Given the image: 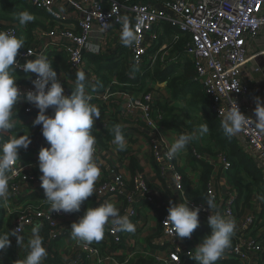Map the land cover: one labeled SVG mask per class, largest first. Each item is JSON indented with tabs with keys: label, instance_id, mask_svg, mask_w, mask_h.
<instances>
[{
	"label": "built area",
	"instance_id": "built-area-1",
	"mask_svg": "<svg viewBox=\"0 0 264 264\" xmlns=\"http://www.w3.org/2000/svg\"><path fill=\"white\" fill-rule=\"evenodd\" d=\"M19 1L44 15L39 24L30 22L21 26L18 22H0V31L20 38V31L23 30L31 36V47L18 50L16 60L19 64L23 65L27 60L35 59L37 55H45L52 61L56 72L57 57L61 56L67 75L56 73L57 79L63 84L65 96H70L71 90L64 84L76 85L71 81V77L76 80V74L83 71L86 76V91L91 100L96 99L100 107L104 108L100 111L101 118L95 121L93 130L101 133L113 132V128L119 125L123 133L131 128L142 133L160 184L165 183L167 188H173L180 202L187 200L190 208H199L198 227L210 228L207 220L211 212L206 202H196L187 197L184 191L185 179L177 158L175 156L169 159L167 156L170 145L161 133L165 112L159 105L155 90L148 88L139 98L122 94L125 97L120 99L117 98L118 92L112 91L117 84L110 82L104 91L96 92L97 73L86 64L85 58L87 55L99 57L105 52L113 51L115 61L123 60V53L114 50L116 40L113 34L119 36V42L121 21L126 16L138 37V42L128 47V59L123 61L125 74L129 79H133L136 73L140 74L145 66L153 63L148 56L149 47L145 42V34L152 31V39H156L161 32V24L167 22L175 29V39L185 40L180 58L190 62L194 70L193 82L200 84L209 101L211 113L221 125L223 108L230 107L226 102L229 97L235 100L240 111L248 116L243 99L250 95V92L240 77L251 63L253 72H260L258 59L264 56V0H152L171 16L155 10L141 0ZM105 23L110 24V27L106 29ZM14 71L21 93L14 109L19 108L23 117L33 121L39 110L23 97L28 91L35 90L31 80L36 78V74L26 75L19 67L14 68ZM52 113L51 108L46 110L47 115ZM250 118L255 120V117ZM235 137L242 142L245 150L264 166V132L260 131L258 125L254 121L250 122V126ZM35 140H38V143H30L27 149L35 151L37 155L31 157L30 161L24 160L23 156L19 157L20 161L10 173V196L7 201H0V233L8 230L25 236L39 224L46 228V245L51 246L63 234L71 232L70 224L67 227L61 224V219H67L71 213L50 212V205L44 200L39 179L42 173L38 169V152L47 142L39 125ZM95 148V158L99 165L103 163L105 175L96 181L92 196L98 201L115 198L120 203V214L126 215L130 221L137 218L138 210L142 206L160 210V239L157 247L162 248V252L161 255H154L153 264H196V249L190 247L183 238L172 234L171 225L164 222L171 202L167 199L168 196L159 194L152 188L142 171L124 176L121 162L108 164V160L113 156L109 154L112 148L103 153L98 150L97 145ZM113 148L115 155L116 148ZM190 152L199 162L213 167L205 189L207 198L214 199L217 205L216 209L212 210L213 214L219 212L235 219L236 190L228 186L222 193L214 183L215 167L219 165L221 171L226 173L230 169L229 162L223 155H219L217 163L214 164L209 157L198 153L195 148L191 147ZM255 227V216H244L232 239L231 247L216 262L261 264L264 258V242L253 236ZM123 237V231L116 230L109 222L104 238L98 243L104 244L106 250L103 251L109 256V250L114 253L113 250L121 248ZM92 243L79 241V251L71 252L68 259L60 264L88 263L92 256L98 253L96 245ZM7 253V248L0 251V264H4Z\"/></svg>",
	"mask_w": 264,
	"mask_h": 264
},
{
	"label": "clouds",
	"instance_id": "clouds-1",
	"mask_svg": "<svg viewBox=\"0 0 264 264\" xmlns=\"http://www.w3.org/2000/svg\"><path fill=\"white\" fill-rule=\"evenodd\" d=\"M19 25L25 26L35 19L27 11L16 15ZM120 40L126 47L138 42V37L130 26L127 17L122 18ZM107 29L110 24L105 23ZM25 47V40L5 31H0V201H7L9 192L10 173L13 172L19 159L21 148L27 149L31 143L30 136L10 135L14 127V105L21 98L16 83L17 76L14 68H22L26 75L34 73L36 78L31 80L34 91L24 94V100L34 105L39 111L33 120V126H41L42 136L49 147H41L38 152V169L42 175L39 179L44 192L45 201L51 211L65 213L78 212L82 202L94 193L95 183L101 175L100 165L95 158L97 143L93 135V125L101 118L99 109L90 103L91 96L86 91V76L83 71L76 74V87L70 96L64 95L63 84L57 79L52 61L45 55H37L35 59L27 60L23 65L16 60L18 50ZM98 51V49H93ZM31 55V53H28ZM15 73V74H14ZM230 107H224L221 127L224 134L232 137L241 133L254 121L261 132H264V103L256 98L254 109L255 120L242 113L230 97L226 100ZM51 108L52 115L46 110ZM209 132L207 123L201 124L199 136ZM113 143L118 150L126 147L125 137L121 126L113 128ZM7 137V139H5ZM197 138L194 134H181L170 145L167 152L169 159L186 149V146ZM211 214L208 225L211 233L206 235L195 247L194 260L196 264H216L225 251L231 247L235 234L236 221L232 217L219 212L213 214L217 205L214 199L206 201ZM199 208H190L187 200L170 202L168 215L164 221L171 225L172 234L179 238H189L199 226ZM111 223L116 230L134 233L135 225L126 215H121L112 202H105L93 208L88 207L84 215L71 225V235L74 239L91 244L104 238L105 226ZM39 224L31 230L28 240V254L20 264H42L48 252L43 246ZM9 236L16 237V243L23 246L24 240L16 231L0 233V251L10 245ZM179 259V258H178Z\"/></svg>",
	"mask_w": 264,
	"mask_h": 264
},
{
	"label": "crops",
	"instance_id": "crops-1",
	"mask_svg": "<svg viewBox=\"0 0 264 264\" xmlns=\"http://www.w3.org/2000/svg\"><path fill=\"white\" fill-rule=\"evenodd\" d=\"M141 2L153 7L159 12L171 16V14L165 12L160 5L156 4L152 0H141ZM34 16L35 19L32 21V24H39L44 19L43 13L39 11H37ZM0 22L5 23L9 21L0 19ZM163 23L168 24L167 22ZM163 33L164 32L161 28V32L157 35L156 39H152V31L145 34V42L149 47L148 56L153 60V63L145 66L142 69V72L138 74L139 76H143L146 71H149V73L152 74L153 69L156 66H158L161 70L173 69L177 74L183 73L185 68L189 67L190 62L180 58L181 51L179 48L181 47L180 43H182L180 41L181 39L176 40L174 32H169V35H163ZM19 36L25 40V47L23 48L31 47L32 40L27 31L21 30ZM113 36L116 40L114 50L119 51L124 55L122 61L114 60L113 51L111 53L105 52L99 57L87 55L85 58L86 64L89 67H92L97 73L98 89L96 92L104 91L105 87L110 82L117 84L113 87L114 89H112V91L116 90L118 92L117 98L120 99L125 97L122 94H127L131 98H139L141 93L146 91L148 88L155 90L159 104L165 108L164 112L166 114L161 133L166 138L167 142H169V145H171L179 136L178 131L175 129L176 125H179L183 134H194L197 137L194 138L188 146H186L185 150L178 153L176 158L180 166V171L185 179L184 191L187 197L194 201L206 202L208 199L205 194L206 184L201 180L203 175V165L192 156L190 152L191 147L195 148L198 153L209 157L212 162L216 164L219 155H223L225 158L228 156V148L231 147L232 138L226 136L222 128L218 125V122L210 116L208 104L204 98H199V92L203 91L199 83L193 82V80L183 82L181 88L184 91L194 90V92L187 93L184 98H175L171 90L166 86V82H154L152 79L147 77L137 86H129L124 81H121L119 79L120 70L124 65H122L123 61L128 59L129 50L128 47L122 44L121 40L117 42L119 38L117 34L114 33ZM160 37L162 38L160 39ZM258 65L260 68L259 73L253 72V63H251L249 67L243 70L240 77L241 82L247 86L250 92V95L243 99V102L247 107V114L250 117H255L254 109L256 107V98L259 97L261 102L264 103V56L258 59ZM108 68H110V72L107 71ZM56 72L67 75L64 60L61 56L57 57ZM123 79L124 78H122V80ZM71 81L75 83L76 80L71 77ZM64 85H67L71 91H74L76 87V85H69L67 83ZM91 104L95 105L99 111L104 110V108L100 107V104L96 99H92ZM13 120L14 127L11 130L10 135L14 136L12 131H18L23 135L28 134L30 136L31 143H38V140H35L37 126H33V121L23 117L19 108H17L16 114H13ZM204 123L208 124L209 132L201 137L198 134V129L199 126ZM93 133L99 136V140H97L96 145L101 153L112 148V150L109 151V154H112L113 156L108 160V164H117L118 162H121V171L124 176H129L136 171H142L146 176L149 185L157 190L159 194L164 193L166 197L168 196L167 199L169 198V200L173 203L176 201L180 202V198L177 196V192L173 188H167L165 183L160 184V180L148 155L146 141L142 133H139L138 130H134L132 128L126 129L123 133L126 141V147L123 151L118 150V147H116L115 144L113 145L114 136L112 131L101 133L97 130H93ZM232 137L236 138L235 136ZM236 139L246 153L247 159L244 158V163L248 164L249 161H251L252 165L256 164V166L262 171L263 182L253 183L254 177H257V174L253 169L249 170V172L239 169L236 172V169L232 168V170L229 169L228 172L224 173L218 165L214 170V183L217 186V190L224 193L228 186H232L229 181V175L235 174L237 177L241 178V183H244L245 191L250 190V197L248 199V204L245 206H242V201L244 200L242 195L241 200H238L239 202L237 201L235 233L242 218L251 214L254 215L256 219V227L253 230V236L260 238L261 241L264 242V169L259 165V161L245 150L242 142L238 138ZM49 146L50 145L47 143L42 147ZM113 147L116 148L115 155ZM22 150L25 149L21 148L19 150L21 151L20 154L26 161L28 158L31 160V157L34 158V156L37 155L33 150H28L26 153H22ZM103 167L104 165L102 163V165H100V177L105 175ZM105 202H112L117 208L120 206V203L115 198H107L103 201H98L91 195L84 202H82L78 212H72L67 219H61V224L64 227H67L69 224L72 225V223L78 222L88 207L95 208L99 206V204H103ZM160 214V210H154L149 206H142L138 210L137 218L131 220V222L135 225V232L128 233L123 231L124 237L121 248L113 250L114 253L108 249L110 251H108L109 256H106L103 251L106 250L104 244L94 241L92 244L96 245L98 253L93 255L90 261L86 264H153L154 255H161L160 253L162 252V248L160 249L157 247L160 239ZM106 230L107 225L105 226V233ZM210 233V228L198 227L193 231L189 238L183 239L190 247L196 249L195 247L201 242V240ZM40 235L43 237V246L48 252V256L43 260L42 264H60L68 259L71 252L78 250L79 241L72 237L71 232L63 234L60 239L51 246L46 245V228H40ZM234 236L235 234L233 237ZM22 237L24 244L23 246H19L16 243V237L9 236L10 245L7 249L11 252V258H8L7 255L4 264H20V261L26 257L28 254L27 243L31 238V232L29 235ZM216 264L239 263L216 262Z\"/></svg>",
	"mask_w": 264,
	"mask_h": 264
},
{
	"label": "trees",
	"instance_id": "trees-1",
	"mask_svg": "<svg viewBox=\"0 0 264 264\" xmlns=\"http://www.w3.org/2000/svg\"><path fill=\"white\" fill-rule=\"evenodd\" d=\"M121 1H123V0H121ZM24 11H27L33 15L37 13L36 9L24 5L19 0H0V19L1 20L18 22V20L16 19V15L18 13L24 12ZM161 28L164 32L163 35H165V34L169 35V32L176 33L175 29H173L168 24H165V23L161 24ZM161 38L162 37H160V39ZM180 41L182 43H180L181 47L179 49H180V51H182L185 40L181 39ZM187 63H189V62H187ZM122 65H123V63H122ZM107 71L110 72V68H108ZM147 77L149 79H152V81H154V82H158V83L166 82V86L171 90V92L175 98H184L187 93H193L194 92V90L184 91L181 88L183 82L193 80L194 70H193V67L191 66V64L189 65V67L185 68L183 73H180V74L175 73V70H173V69L161 70L160 68H158V66H156L153 69L152 74H150L149 71L144 72L143 76H139L136 73L134 75L133 79H129V77L125 74V68L123 65L121 70H120L119 79L121 81H124L129 86H137ZM122 78H124V79L122 80ZM198 95H199L200 99L204 98V100L207 102L210 116L212 118H214V120H216L218 122V125L220 126V128H222L220 125V122L218 121L216 116L213 113H211L210 108H209V101H208L207 97L205 96V94L203 93V91L202 92L200 91ZM160 107L165 111V108L163 106L160 105ZM175 129L178 131L179 135L183 134L179 128V125H176ZM12 133L14 134V136L23 135L22 133H20L18 131H12ZM93 135L96 137L97 140H99V136L97 134L93 133ZM230 138H232L231 139V147L228 148V156L225 155L226 161L229 162V164H230V169L232 170V168H235L236 172L239 169L243 170L245 172H249V170L253 169V170H255V173L257 174V177L256 178L254 177L253 183L254 182H261L262 183L263 178H262V171L260 170V168H258L256 166V164L252 165L251 161H249V163H248L249 165L244 163V158L247 159L246 153L244 152L243 148L240 146V144L236 138H233V137H230ZM27 151H28V149L22 150V153H26ZM20 152L21 151L18 152V155H19V157H22ZM228 157H229V159H228ZM27 160L30 161L29 158ZM201 164L203 165V175H202L201 180L203 183L205 182V184H206V182L208 181V178L212 172V167L207 165V164H204V163H201ZM229 181H230V184L236 190L237 201L241 200V195H242V197L244 198V200L242 201V206H245L246 204H248V199L250 197V190L245 191V186H244V183H241L242 182L241 178H239L235 174H233V175H229ZM196 202H198V201H196ZM236 215H237V211H236ZM7 255H8V258H11V252H9V250H8ZM261 264H264V258L262 259Z\"/></svg>",
	"mask_w": 264,
	"mask_h": 264
},
{
	"label": "water",
	"instance_id": "water-1",
	"mask_svg": "<svg viewBox=\"0 0 264 264\" xmlns=\"http://www.w3.org/2000/svg\"><path fill=\"white\" fill-rule=\"evenodd\" d=\"M259 165L264 169V166L261 163H259Z\"/></svg>",
	"mask_w": 264,
	"mask_h": 264
},
{
	"label": "rangeland",
	"instance_id": "rangeland-1",
	"mask_svg": "<svg viewBox=\"0 0 264 264\" xmlns=\"http://www.w3.org/2000/svg\"><path fill=\"white\" fill-rule=\"evenodd\" d=\"M111 61V60H110Z\"/></svg>",
	"mask_w": 264,
	"mask_h": 264
}]
</instances>
